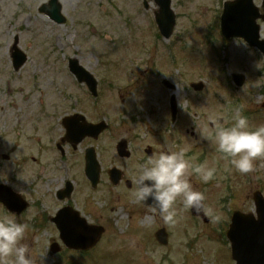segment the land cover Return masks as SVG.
Masks as SVG:
<instances>
[{
    "label": "rangeland",
    "instance_id": "1",
    "mask_svg": "<svg viewBox=\"0 0 264 264\" xmlns=\"http://www.w3.org/2000/svg\"><path fill=\"white\" fill-rule=\"evenodd\" d=\"M46 3L47 0H0V183L13 188L12 183L23 192V198H32L33 202L41 197L42 190L49 189L47 183H43L37 195V184L33 185L42 177L37 169L45 167L42 152L38 148L35 150L26 178L20 179L22 174L13 175L16 168L22 167L14 165L17 155L24 152L19 158L23 163L30 162L32 157L24 149H11V146L24 131L31 136L38 135L32 128L34 120L42 117L40 107L44 105H40L39 99L42 88L47 91L45 97H41L43 103L47 104V98L62 102L60 113L66 104L75 101L74 97L70 99L68 83L60 71L67 65L68 58H76L99 80L98 106L104 103L110 107V112L104 110L92 118V121L102 118L108 125L99 140L100 145L98 142L101 183L97 190L92 194L89 189L84 192L88 188L84 169L82 163L80 169L78 163L76 166V159L88 142L72 154L69 152L60 164L67 177L77 175V181L83 187L78 191L87 204L85 211L90 212L89 219L105 226L102 239L89 256L79 259L80 256L64 251L49 254L50 241L58 240L52 228L40 232L28 229L24 242L29 244L36 264H69L72 260L80 264H234L225 238L224 221L230 210H253L251 194L254 190L259 189L264 195V159L256 161L254 172L240 174L228 160L217 158V152L211 151L216 147L214 142L202 146L190 140L188 135L190 132L198 136L209 134L207 125L219 117L223 118L224 126H229L234 123L237 110L248 115L250 125L264 124V109L261 108L264 58L258 52H255L257 57L254 56L255 50L240 40H218L219 27L214 17L220 14L222 0H171L176 22L172 34L163 39L151 15L156 9L152 0H148L147 9L143 8L141 0H63V23L49 20L39 11ZM261 36H264L263 28ZM14 41L27 56L25 65L18 72L13 71L10 57ZM223 44H226L224 51ZM105 64L116 66L118 77L113 86H105L110 78H114L112 73L105 75L104 72L111 68ZM63 72L69 77L68 72ZM232 72L245 75L243 87L236 88L232 84L229 78ZM161 79L170 81L174 90L155 89ZM198 81L203 82L205 88L194 92L189 84ZM73 88L81 92L76 85ZM169 94L175 96L179 109L176 126L167 121ZM150 96L155 97L152 104L141 103ZM121 109L124 112H120ZM254 113L261 114V121L254 118ZM54 114L49 120L53 121ZM55 125L59 126L58 122ZM175 130L178 135L172 134ZM58 131V127L46 128L45 135L51 137ZM122 137L130 141V159L119 158L115 146L109 144L110 138L116 144ZM41 142L43 149L48 146L47 139ZM194 146L200 148L196 155L209 148L212 155L204 165L216 169L214 179L208 183H203L198 176L192 177L193 187L205 195V214L211 220L207 225L193 220L180 200L175 205L177 222L165 224L154 209L143 205L139 209L140 204L132 195L134 190L112 187L107 180L106 170L111 166L122 169L126 178L132 179L137 167L151 158L145 154L148 147L154 148L156 155L169 147L173 150L184 148L189 152ZM2 155L8 156L7 160L1 158ZM46 158L53 160V157ZM222 164V168H216ZM20 181L25 182L28 190L27 184L33 185L30 198L25 196L26 190ZM49 185L54 186L50 182ZM53 194L51 191L50 195ZM221 201L223 212L217 206ZM5 214L0 207V215ZM8 215L17 222L28 224L32 219L30 209L20 216ZM217 215L224 224L221 233L215 228L220 222L216 223L214 219ZM161 225L166 226L169 233L167 246L158 245L153 237Z\"/></svg>",
    "mask_w": 264,
    "mask_h": 264
},
{
    "label": "clouds",
    "instance_id": "2",
    "mask_svg": "<svg viewBox=\"0 0 264 264\" xmlns=\"http://www.w3.org/2000/svg\"><path fill=\"white\" fill-rule=\"evenodd\" d=\"M234 123L229 126L216 125L204 139H212L216 150L229 161L240 174L256 170V161L264 159V124L250 125L248 118L237 110ZM187 149L161 150L136 169L132 177L136 203L148 204L158 210L165 224L177 222L175 205L178 199L183 208L200 212L205 195L193 187L192 177L198 176L203 183L214 179L216 169L204 164L193 163L186 155ZM219 221L220 217H214ZM29 229L26 222H17L13 216L0 215V264H36L25 234Z\"/></svg>",
    "mask_w": 264,
    "mask_h": 264
},
{
    "label": "water",
    "instance_id": "3",
    "mask_svg": "<svg viewBox=\"0 0 264 264\" xmlns=\"http://www.w3.org/2000/svg\"><path fill=\"white\" fill-rule=\"evenodd\" d=\"M50 4L54 7L53 13L56 22H60L62 18L58 12L59 6L57 0H51ZM165 15L169 17L167 26L172 28L173 17L166 5L159 18L162 20ZM237 18L239 16L236 13L235 5L228 7L227 12L223 16V33H226L228 30L225 20L231 25H238L239 20ZM236 19L237 21H235ZM160 22L157 19V23L161 28ZM237 31V28L233 30L234 33ZM254 45H257L264 52V44L254 42ZM233 78L237 86L243 83V77L234 74ZM201 86V84H198L193 87L200 88ZM254 202L257 220L250 215L235 212L227 232V237L231 242L232 259L235 260L236 264H264V198L260 192L254 193ZM59 227L61 229V238L68 247L83 250L94 245L102 231L100 228L88 229L76 227L75 223L69 219H63ZM156 237L160 242L165 243V235L162 231L158 232Z\"/></svg>",
    "mask_w": 264,
    "mask_h": 264
},
{
    "label": "flooded vegetation",
    "instance_id": "4",
    "mask_svg": "<svg viewBox=\"0 0 264 264\" xmlns=\"http://www.w3.org/2000/svg\"><path fill=\"white\" fill-rule=\"evenodd\" d=\"M78 83V82H77ZM97 89H98V86H97ZM70 106H72V110H71V113L70 114H75V113H78V111H76V110H79L80 112L82 111V114L84 115V116H86V114H87V111L86 110H89V112L92 114V115H95V114H97V111H96V108L95 107H91V108H89V107H85L82 103H79V101L77 100V99H75V102H73ZM76 111V112H75ZM78 125V123L77 122H75V121H70V122H68V123H66V126H68V127H76ZM61 130L64 132V130H65V127L64 126H61ZM66 132V131H65ZM102 134V133H101ZM100 134V135H101ZM100 135H98V137L96 138V139H89V138H84V140H82L77 146H80L81 144H82V142H84V141H88L89 143H96L98 140H99V137H100ZM62 136H63V134L62 135H60V137L56 140V142H55V145H56V148H58V149H60V151H61V155L62 156H64V154L67 152V153H71L73 150H75L76 149V147H73L71 144H69V143H60L61 142V138H62ZM193 138V141H196L197 140V136H193L192 137ZM202 140V141H201ZM128 141V140H127ZM200 142H202V143H204L205 142V140L204 139H200ZM128 144H129V146H130V141H128ZM73 193H74V190H73ZM72 193V194H73ZM68 203V202H67ZM72 203V202H71ZM74 205V204H73ZM72 205V206H73ZM74 208L76 207L77 208V206H73Z\"/></svg>",
    "mask_w": 264,
    "mask_h": 264
},
{
    "label": "bare ground",
    "instance_id": "5",
    "mask_svg": "<svg viewBox=\"0 0 264 264\" xmlns=\"http://www.w3.org/2000/svg\"><path fill=\"white\" fill-rule=\"evenodd\" d=\"M61 3H63V0H61Z\"/></svg>",
    "mask_w": 264,
    "mask_h": 264
}]
</instances>
